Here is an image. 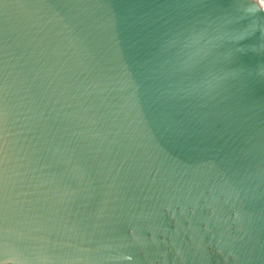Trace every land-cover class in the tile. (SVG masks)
Wrapping results in <instances>:
<instances>
[{
	"label": "water",
	"instance_id": "obj_1",
	"mask_svg": "<svg viewBox=\"0 0 264 264\" xmlns=\"http://www.w3.org/2000/svg\"><path fill=\"white\" fill-rule=\"evenodd\" d=\"M0 264H264L257 0H0Z\"/></svg>",
	"mask_w": 264,
	"mask_h": 264
},
{
	"label": "built area",
	"instance_id": "obj_2",
	"mask_svg": "<svg viewBox=\"0 0 264 264\" xmlns=\"http://www.w3.org/2000/svg\"><path fill=\"white\" fill-rule=\"evenodd\" d=\"M261 4L262 8L264 9V0H257Z\"/></svg>",
	"mask_w": 264,
	"mask_h": 264
}]
</instances>
